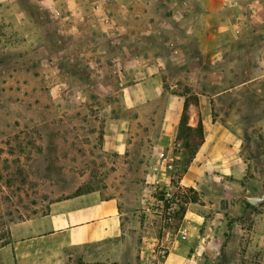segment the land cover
I'll list each match as a JSON object with an SVG mask.
<instances>
[{
  "label": "rangeland",
  "instance_id": "rangeland-1",
  "mask_svg": "<svg viewBox=\"0 0 264 264\" xmlns=\"http://www.w3.org/2000/svg\"><path fill=\"white\" fill-rule=\"evenodd\" d=\"M39 2L10 3L34 23L33 40L17 37L14 23L0 15V247L54 201L101 183L126 188V175H113V159L103 150L105 130L136 139L150 156L175 96L184 103L177 139L164 148V163L161 157L152 163L165 169L157 199L166 200L168 161L170 183L178 185L202 145L205 106L213 122L240 140L248 195L264 194V0ZM10 18L17 23L16 15ZM142 83L149 101L132 105L128 89ZM157 83L164 93H152ZM147 184L146 213H138L140 224L128 235L131 258L116 264H164L157 256L163 233L177 231L187 203L198 200L174 189L171 202L178 206L169 222L166 211L146 209ZM67 264L99 263L75 255Z\"/></svg>",
  "mask_w": 264,
  "mask_h": 264
},
{
  "label": "crops",
  "instance_id": "crops-1",
  "mask_svg": "<svg viewBox=\"0 0 264 264\" xmlns=\"http://www.w3.org/2000/svg\"><path fill=\"white\" fill-rule=\"evenodd\" d=\"M51 1L40 0L39 3L52 7ZM10 3L13 0H0V15L5 16L6 25L12 21L17 37L33 40L34 29L30 25L34 23L18 5ZM10 15H16V24ZM244 84L246 82L241 85ZM158 85L152 93H164ZM128 91L132 105L149 101L150 90L143 83ZM179 98L182 97L175 96L166 107L150 156L137 148L136 139L109 127L105 130L103 150L113 159L110 165L115 167L113 175H126L122 182H127L126 188L112 182L101 183L52 202L46 215L16 227L12 241L0 247V264H67L75 255L99 264H116L117 259L129 261L132 245H128V235L138 228L134 224H140L138 213H146L142 210V196L147 183L164 187V164L153 166L152 163L154 159L160 161V157L166 155L164 148L177 139L184 108ZM203 116L205 138L192 163L181 172L178 185L170 183L173 172L169 173V179L165 178L168 189L191 191L198 200L187 203L177 231L169 229L165 235L163 233L162 241L168 251L164 264H264V202L258 206L248 202L255 194L248 195L245 190L251 176L237 148L240 140L230 135L222 124L213 122L206 106ZM143 174L148 175L140 180L137 176ZM121 179L119 176L118 180ZM261 189L264 190V186ZM180 229L186 230V239L180 237ZM127 245L128 251L125 250Z\"/></svg>",
  "mask_w": 264,
  "mask_h": 264
},
{
  "label": "built area",
  "instance_id": "built-area-1",
  "mask_svg": "<svg viewBox=\"0 0 264 264\" xmlns=\"http://www.w3.org/2000/svg\"><path fill=\"white\" fill-rule=\"evenodd\" d=\"M162 159H163V163H164V157H162ZM167 170L171 173L174 171V164H173L172 160L168 161ZM158 190H163L159 183H156L155 185H152V188H149L148 197L150 199L149 203L151 202V206L147 207L146 209L151 210V207L152 208L156 207L157 212H159L160 214H163V215H164V211H166V214L168 216L167 221L172 222V221H174L173 215L175 214V212L177 210V206H178L177 202L173 203V204L171 202V200H172L171 198L173 197V192L171 189H168V188L166 189L165 199L167 201H169V204L171 202V205L166 208V203H165L166 200L164 201V199H157ZM167 232H168V230H166V233ZM179 234H180V237L182 239H186V237H187L186 230L180 229ZM157 256H158L159 260L166 259L168 257V251L164 247V245L159 248V250L157 252Z\"/></svg>",
  "mask_w": 264,
  "mask_h": 264
},
{
  "label": "water",
  "instance_id": "water-1",
  "mask_svg": "<svg viewBox=\"0 0 264 264\" xmlns=\"http://www.w3.org/2000/svg\"><path fill=\"white\" fill-rule=\"evenodd\" d=\"M248 202L253 206H258L264 202V194L261 196H254L248 199Z\"/></svg>",
  "mask_w": 264,
  "mask_h": 264
},
{
  "label": "trees",
  "instance_id": "trees-1",
  "mask_svg": "<svg viewBox=\"0 0 264 264\" xmlns=\"http://www.w3.org/2000/svg\"><path fill=\"white\" fill-rule=\"evenodd\" d=\"M181 128H183V124L181 125ZM188 130H191V128H188ZM200 135L203 134V128L202 125L200 124L199 127L196 129Z\"/></svg>",
  "mask_w": 264,
  "mask_h": 264
}]
</instances>
